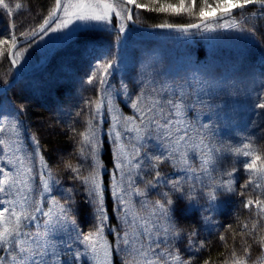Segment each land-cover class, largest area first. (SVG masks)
<instances>
[{
    "label": "snow or ice",
    "instance_id": "snow-or-ice-1",
    "mask_svg": "<svg viewBox=\"0 0 264 264\" xmlns=\"http://www.w3.org/2000/svg\"><path fill=\"white\" fill-rule=\"evenodd\" d=\"M250 5L258 6L264 13V0H53L50 11L38 25L30 26L18 34L17 24L10 25V32L0 38V63L7 56L11 67L17 68L26 59L28 51L22 45L31 47L37 38L41 42L48 38L49 43H76L82 37H92L91 33L99 31L115 33L114 43L123 45L129 39V23H137L143 11L191 18L194 22L153 25L155 28L179 32L185 38L201 36L215 39L213 33L235 30L245 33L244 39L255 40V31L242 27L234 19L238 12L243 14ZM24 7L21 0H0V9L10 17H15ZM83 44V52L92 54L93 59L99 62L95 63L82 83L96 87L98 92L95 99L86 102L89 114L85 127L80 131L74 126L70 129L76 140L75 152L79 160L78 164L71 160L64 162L72 186L64 187L61 180L54 177L36 136L32 137L34 149L31 155L17 154L20 151L15 147L18 140L12 137L18 136L19 124L16 121L19 117L14 115V106L0 102V137L9 134L6 138H0V253H3L0 254V264H78L81 258H84L85 264L89 258L96 260L97 264H111L112 244L104 236L110 216L106 208V186L102 175L104 165L101 161V125L105 111L111 116L107 135L112 139L115 153V171L111 174L107 188L115 201L113 214L118 213L121 222L114 226L117 251L124 250L121 244H130L131 234V240L139 243L135 252L143 264H194L193 259L182 256L178 242L187 236V247L194 254L203 249L204 244L197 242L195 230L188 233L172 222L173 194L187 199L188 211L199 209L210 213L216 208L218 191L236 193L235 176L238 172L233 166L230 170L225 168L219 180L209 177L212 184L200 188L199 197L193 195L194 188L191 185L184 187L183 178H165L160 170L165 164L174 169L178 176L190 170L194 172L190 157L196 153L200 154L204 171L210 164L214 170L217 169L229 155L250 158L243 163L248 179L241 185L239 195L245 196L251 189L253 195L245 199L243 207L250 211L255 208L256 219L251 225L242 226L240 236L243 239L253 235L264 223V154L254 149L251 143L236 148L222 144L220 148L210 149L206 140L209 133L215 135L218 132L215 121L212 124L200 123V115L205 107L209 112L212 107H216L218 111L213 115H218L220 106L214 104L215 99L221 97L222 93L230 97L231 93H226L222 85L211 79L206 81V88H196L189 81L176 88L148 87L149 80L146 77L149 73L145 68L140 73L139 91L132 99L126 83L121 82L119 89H116L109 82L117 64L116 59L111 58V49L102 53L109 58L101 60L95 55L92 39H85ZM192 63L195 64V61ZM204 71L206 69L197 66L193 78L204 83L199 81L197 75ZM240 83L247 99L252 102L251 107L264 110V102H258L262 98L256 91L255 75L248 78V83ZM258 86L264 90V79L259 81ZM122 93L130 100V108L137 115L123 114L122 109L117 107ZM204 97H209L212 103H207ZM26 110L27 105H23L21 111ZM80 115L76 113L77 117ZM213 115L205 116L211 121ZM257 115H264V111L257 112ZM225 123H231L227 113ZM132 132L136 135L125 142L126 134ZM145 137L162 143L163 147H157L160 154L144 152L142 156L141 148L146 145L138 146V142ZM37 160L38 171L34 163ZM141 171L146 176L150 174V178L144 179L143 187L136 182ZM159 184L168 188V191L160 193L161 199L151 202L140 199L133 203V194L147 197L148 191L155 190ZM56 192L59 196L54 194ZM79 195H84L86 202L93 208L95 224L93 230L88 232L80 228L77 220ZM202 199L204 204L201 203ZM137 207L139 211L134 210ZM202 219L207 221L209 217L203 216ZM225 239V236H220V240ZM258 243L264 245V236L259 237ZM243 251L248 252L246 242ZM65 255H68L66 261L63 258ZM204 264H209V261H204ZM231 264H248V260L232 252Z\"/></svg>",
    "mask_w": 264,
    "mask_h": 264
},
{
    "label": "rangeland",
    "instance_id": "rangeland-1",
    "mask_svg": "<svg viewBox=\"0 0 264 264\" xmlns=\"http://www.w3.org/2000/svg\"><path fill=\"white\" fill-rule=\"evenodd\" d=\"M172 2H175V0H172ZM236 21L241 23L242 27L254 30L256 39H244L243 37L246 34L235 30H221L220 33L212 34L216 37L215 39L206 37L205 57H198L193 52L195 45H190L188 42L189 38L182 37L180 33L164 30H143L135 26L133 27L130 24L127 33L129 39H126L123 45L114 43L115 33L113 36L101 35V38L92 40L96 48L95 55L99 56L101 60L109 58L103 56L102 53L107 49H111V58L116 59L117 64L113 69L114 74L109 78V82L116 89L119 88L121 82L126 83L129 86L132 99H135V94L139 91L138 81L140 79V73L145 68L149 73L146 77L149 80L148 87L176 88L179 85H183L185 81H189L196 88H206V81L209 79L222 85L225 92L231 93V96L229 97L222 93L221 97L215 99L214 104L220 106L218 115H213V113H217L218 111L216 107H212L211 112L205 107L203 113L200 115V123L212 124L213 121H215V127L218 129V132L215 135L209 133V138L206 140V143L209 144L210 149L213 147L220 148L224 140L230 138V135L241 133V128L256 117V110L251 107L252 102L247 99L244 87L240 82L243 81L248 83V78L251 75H255L257 78L256 91L260 95L258 85L259 81L264 79V13H262L260 9L243 13L241 18ZM83 41L84 40H80V42L76 43H49L48 38H45L42 42L37 38V42L31 47H28L27 44L22 45V47L28 48L25 54L26 59L22 60L21 64L18 66L20 67L19 69L22 76L8 89L11 96H8L6 91L0 94V102H3L5 105L14 106L16 109L14 115L19 117L16 121L19 124L18 136L12 137L14 140H18V143L15 145V147L20 149L17 153L18 155H31L34 149L32 137L29 138L26 135L23 122L20 123V121H22L20 118V111L23 105H27L28 109L32 103L31 89L33 86L31 83L35 80L37 75L40 76L39 78L45 86L58 85L59 82H64L67 85L68 91L73 89L80 95L81 104L83 106L87 107L86 102L89 99L96 98L98 89L94 86L83 84L82 81L86 79L87 74L93 70L95 63L99 61L93 59L92 54H85L83 52ZM77 49H80V52L76 55L77 66L73 67L68 63L66 55L68 53L65 51ZM192 61H195V64H193ZM197 66L206 69V71L202 73H197L199 81H204V83L198 82L197 79L193 78V73L197 72ZM71 70L73 73L67 75ZM38 84H40V82H38ZM204 99L207 103H212L209 97H204ZM258 102H264V100L262 99V101ZM127 103L130 105V100L128 98ZM106 107L107 105H105V108ZM117 107L122 109L118 101ZM122 112L123 114L137 115L132 109L130 112L122 109ZM225 113L231 117V123H225ZM88 114L89 111L86 115V119L88 118ZM205 115H213V119L211 121L207 120L208 117ZM86 119L83 120V126H85ZM105 120H110L111 124V116L107 111H105L103 117V121ZM8 135L9 134L6 133L5 137L0 138H6ZM135 135L134 132L127 133L125 142ZM109 141L114 151V145L110 136ZM141 144L146 145V147L141 148L142 156L144 152H148L150 155L160 154L157 147H163L160 141L148 137L138 142V146ZM34 163L38 171V160ZM190 164L194 172L190 170L186 174L180 173L179 176L168 164L163 165L160 170L165 174V178L167 179L183 178L185 181L184 187L187 188L191 185L194 188L193 195L199 197V189L204 185L211 186L212 181L209 177L216 179L217 174L210 170L208 166L207 171L202 170L199 153L190 157ZM85 174H87V172H85ZM138 176L139 178L136 182L137 185L141 187L144 186V179L150 178V174L146 176L144 171L138 173ZM54 177L57 179L55 175ZM38 182V176H36V183ZM235 186L237 189L236 193L228 194L223 191L217 192L216 208L210 213L202 212L199 209L188 211L187 199L182 198L179 194H173L172 198L174 203L171 209L172 222L188 233L195 230L197 232V242L205 244L206 239L219 232L222 226L228 222L229 216L233 213V210L239 206H243L245 199L253 195L251 190H248L245 196H241L239 195L240 189L238 188L239 185L237 182ZM163 191H168V188L163 184H159L155 190L148 191L147 197H136L135 194H133V203H136L140 199H147L149 202L155 199H161L160 193ZM54 194L59 196L58 192ZM256 195H258V193H256ZM77 201L76 214L80 228L84 232L93 230L95 218L92 206L86 202V197L84 195L77 196ZM201 203L204 204L205 201L202 199ZM134 210L139 211V208L137 207ZM246 210L247 217L243 219V224L251 225L256 219L254 215L256 209L253 208L251 211L249 209ZM203 216H208L209 219L205 221L202 219ZM120 223L118 219L116 226L120 225ZM257 231H261L263 233L262 236H264V223H261ZM111 234L114 235L115 239L116 228L109 225V227L105 229L104 236L105 239L112 244L114 242H112L110 238ZM130 241V244L127 246L123 244L120 245L121 249H124L118 251L121 263L138 264L139 261L140 264H143L141 257L135 252V249L139 248V243L135 240H131V234ZM187 243V236L182 237L178 242L177 246L182 256L187 259H193L194 264H201L199 255L202 251L200 250L198 253L194 254L188 249ZM68 255L63 257L65 261L68 259ZM252 255L248 257L243 256L244 259L248 260V264H264V245L261 246L257 254ZM102 257L103 252L101 251V260ZM110 259L111 264H114L113 244ZM225 261L231 264V258ZM225 261L222 264H225ZM78 264H85L84 258H81ZM87 264H97V261L89 258Z\"/></svg>",
    "mask_w": 264,
    "mask_h": 264
},
{
    "label": "trees",
    "instance_id": "trees-1",
    "mask_svg": "<svg viewBox=\"0 0 264 264\" xmlns=\"http://www.w3.org/2000/svg\"><path fill=\"white\" fill-rule=\"evenodd\" d=\"M21 2L25 7L22 8L15 17L8 16L0 9V38H3L10 32V25L12 23L18 26L16 29L17 34L30 26L41 23L48 11H50L53 0H21ZM258 9V6L250 5L244 13L257 11ZM242 15L243 14L238 12L234 16V19L239 20ZM137 20L139 24L145 26H153L165 22L177 24L194 22L187 16H171L148 11L141 12ZM113 22H116L115 17H113ZM90 35L92 37H82L81 41L85 39H98L101 38V35L113 36L114 33L109 34L98 31ZM206 41V37L196 36L189 38L188 42L190 45H195L193 52L198 57H205ZM65 52L68 53L66 55L70 66L76 67V55H78L80 49L73 51L66 50ZM68 73L67 75H70L73 71L71 70ZM15 74V69L11 67L7 56H5L3 62L0 63V87L9 83L15 77ZM39 77L40 76L37 75L35 80L31 83L33 86L31 89L32 103L26 111H20V118L23 122L26 135L29 138L36 136L39 139L41 152L50 165L53 174L57 179L61 180L64 187H70L73 182L69 178L70 173L64 169V162L66 160H71L74 164L79 163L75 152L76 140L72 137L70 129L74 126L77 131H80L85 127L83 126V120L86 119L89 109L81 104L80 95L76 93V91L73 89L68 91L67 85L64 82H59L58 85L45 86ZM38 82H40V84H38ZM259 91L261 98L264 100V90L259 88ZM6 94L11 96L8 90ZM118 103L123 110L130 112V105L127 103V97H125L123 93L118 98ZM261 111L264 110H256V117L254 118L253 116L254 119L241 128V133L230 135V138L224 140L222 144H226L231 148H236L243 147L245 143H251L254 149L264 154V115H257V112ZM78 112L81 113L79 117L76 116ZM109 125L110 120L103 121L101 125L103 133L101 161L104 165L102 175L106 186L105 195L106 208L110 216L109 225L114 227L118 223V215L113 214L115 211V201L107 188L111 174L115 171L114 151L109 141V136L107 135ZM249 159L250 158L243 156L229 155L219 164L217 169L214 170L211 164L208 165V168L216 172V179L219 180L225 168L230 170L231 167L235 166L238 169L236 173V182L241 191V185L248 179V175L243 168V163L247 162ZM246 213V208L243 206L237 207L233 210V213L229 216L228 222L222 226L221 230L212 237L206 239L204 248L201 249L202 253L199 255L201 264H204V261H209V264H222L225 260L232 258V252H236L240 257H248L260 251L262 245L258 243V239L263 235L261 231L255 230L253 235L245 236L243 239L240 236L242 226L244 225L243 219L247 217ZM221 235L225 236L226 239L223 241L220 240ZM110 238L112 242H114L115 239L113 234L110 235ZM245 242L248 247L247 253L243 251ZM112 244L114 264H122L115 243Z\"/></svg>",
    "mask_w": 264,
    "mask_h": 264
},
{
    "label": "water",
    "instance_id": "water-1",
    "mask_svg": "<svg viewBox=\"0 0 264 264\" xmlns=\"http://www.w3.org/2000/svg\"><path fill=\"white\" fill-rule=\"evenodd\" d=\"M130 24L137 26V27L144 29V30H164V31L176 32L174 30H169V29H160V28H155L153 26H145V25L139 24L138 22L137 23H130ZM180 24H184V23H180ZM15 72H16V75L13 78V80H11L9 83L0 87V94L5 92L6 90H8L11 86H13L21 78V72H20L18 66H17V68H15Z\"/></svg>",
    "mask_w": 264,
    "mask_h": 264
}]
</instances>
